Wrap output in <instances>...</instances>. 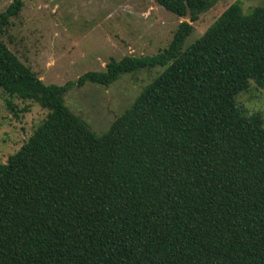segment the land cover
<instances>
[{
  "label": "trees",
  "instance_id": "obj_1",
  "mask_svg": "<svg viewBox=\"0 0 264 264\" xmlns=\"http://www.w3.org/2000/svg\"><path fill=\"white\" fill-rule=\"evenodd\" d=\"M179 22L152 55L110 58L46 84L1 39L0 88L45 118L0 162V264H264V118L237 95L264 87V1L231 3L184 50L218 0H154ZM164 70L101 134L64 101L73 86Z\"/></svg>",
  "mask_w": 264,
  "mask_h": 264
},
{
  "label": "rangeland",
  "instance_id": "obj_2",
  "mask_svg": "<svg viewBox=\"0 0 264 264\" xmlns=\"http://www.w3.org/2000/svg\"><path fill=\"white\" fill-rule=\"evenodd\" d=\"M13 0H0V12ZM22 7L11 18L1 39L17 57L46 84L75 81L88 70H102L110 58L152 55L168 46L180 18L154 0H21ZM234 1L243 11L264 0H218L192 22L193 31L184 40V50L198 39ZM164 67L127 73L109 86L86 83L73 86L64 95L65 104L97 134L104 132L128 107L136 95ZM9 96L0 88V162L18 151L45 118L38 103L12 98L15 116L5 104ZM246 113L260 112L264 118V87L254 82L237 95Z\"/></svg>",
  "mask_w": 264,
  "mask_h": 264
},
{
  "label": "water",
  "instance_id": "obj_3",
  "mask_svg": "<svg viewBox=\"0 0 264 264\" xmlns=\"http://www.w3.org/2000/svg\"><path fill=\"white\" fill-rule=\"evenodd\" d=\"M189 19H190V15H189V17H188ZM189 19H188V21H189Z\"/></svg>",
  "mask_w": 264,
  "mask_h": 264
}]
</instances>
